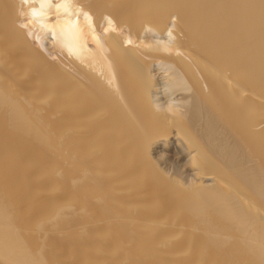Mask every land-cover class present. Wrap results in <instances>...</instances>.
Returning a JSON list of instances; mask_svg holds the SVG:
<instances>
[{"label": "bare ground", "instance_id": "bare-ground-1", "mask_svg": "<svg viewBox=\"0 0 264 264\" xmlns=\"http://www.w3.org/2000/svg\"><path fill=\"white\" fill-rule=\"evenodd\" d=\"M0 264H264V0H0Z\"/></svg>", "mask_w": 264, "mask_h": 264}]
</instances>
